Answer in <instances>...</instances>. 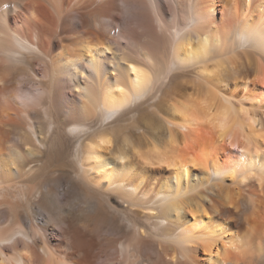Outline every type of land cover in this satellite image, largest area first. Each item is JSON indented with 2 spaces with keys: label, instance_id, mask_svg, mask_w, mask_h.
Here are the masks:
<instances>
[{
  "label": "bare ground",
  "instance_id": "6f19581e",
  "mask_svg": "<svg viewBox=\"0 0 264 264\" xmlns=\"http://www.w3.org/2000/svg\"><path fill=\"white\" fill-rule=\"evenodd\" d=\"M0 264H264V0H0Z\"/></svg>",
  "mask_w": 264,
  "mask_h": 264
},
{
  "label": "rangeland",
  "instance_id": "374dc122",
  "mask_svg": "<svg viewBox=\"0 0 264 264\" xmlns=\"http://www.w3.org/2000/svg\"><path fill=\"white\" fill-rule=\"evenodd\" d=\"M58 168H60V166ZM47 170H45L44 172H48ZM44 175H45L44 178H46L48 175H51V174H49V172H48L47 174L45 173Z\"/></svg>",
  "mask_w": 264,
  "mask_h": 264
}]
</instances>
